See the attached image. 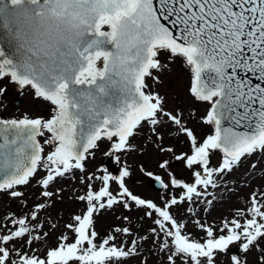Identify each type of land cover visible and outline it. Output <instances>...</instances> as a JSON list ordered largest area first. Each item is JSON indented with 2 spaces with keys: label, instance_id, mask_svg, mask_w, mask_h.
<instances>
[{
  "label": "snow or ice",
  "instance_id": "obj_1",
  "mask_svg": "<svg viewBox=\"0 0 264 264\" xmlns=\"http://www.w3.org/2000/svg\"><path fill=\"white\" fill-rule=\"evenodd\" d=\"M0 22L12 45L9 53L0 44V77L52 105L47 119H0V190L23 198L15 186L28 185L45 169L37 183L45 189L40 195L50 198V182L85 172L87 160L105 142L104 156L115 157L119 166L118 174L104 167L101 175L86 177L88 190L78 197L86 210L66 225L74 242L61 235L58 246L42 254L10 249L20 239L47 243V233L34 235L29 227L37 219L32 211L30 217L12 218L18 227L0 235V264H126L137 254V241L126 249L110 243L116 237H100L94 230V214L113 206L137 207L154 217L158 228L150 231L160 237V250L170 253V264H222V256L227 264H247L252 248L259 249L264 264V192H253L246 213L237 210L243 222L224 221L220 234L196 221L205 232L202 241L187 234L183 214H175L204 195L198 186L215 187L253 155L264 160V86L238 78L239 70L264 81V0H0ZM161 54H167L163 61ZM175 59L190 68V93L207 105L202 122L211 134L206 137L187 126L191 113L167 110L156 89ZM241 124L245 131L237 130ZM173 131L190 141V154L173 159L185 163L193 180L176 178L168 171L170 160L159 163L169 182L155 177L165 190L157 205L130 190L134 172L122 157L149 144L172 153L163 141ZM215 150L223 153L218 167L210 166ZM95 180L102 185L98 190ZM187 211L197 215L191 207ZM230 246H238L239 253L229 256ZM13 252L17 259H11Z\"/></svg>",
  "mask_w": 264,
  "mask_h": 264
},
{
  "label": "rangeland",
  "instance_id": "obj_2",
  "mask_svg": "<svg viewBox=\"0 0 264 264\" xmlns=\"http://www.w3.org/2000/svg\"><path fill=\"white\" fill-rule=\"evenodd\" d=\"M159 58L163 61L167 58V54H161ZM191 80L190 68L182 64L180 59H175L170 64V71L163 74L162 82L156 86V89L162 97L166 98L164 106L167 110L179 109L184 111L186 116L191 113L194 118L186 120L187 126L198 137L202 134L206 137L207 134H211L208 126L202 122L207 105L197 101L190 93ZM0 89L4 90L0 94V117L9 119L23 116L44 119L50 117L52 105L41 98H36L32 89L22 90L19 86L16 87L10 78L2 77H0ZM16 102L18 105L15 104ZM106 143L100 144L99 150H94V158L87 160L85 172H77L75 178H58L54 182H50L49 188L46 189L53 192V196L50 198L40 195L45 189L37 183V180L45 176V169H39L37 177L32 179L28 185L15 186V190L24 193L23 198L11 197L10 190L0 192V235L7 234V230H15L18 227L10 222L12 218L30 217L32 211L37 212V219L29 224L33 234L47 233V236L43 237L47 241L46 244L36 241L29 245L26 240L20 239L15 244L8 245L10 249L15 248L28 252L35 250L36 254H42L46 248L57 247V241L61 235H68L69 239L74 238V234L67 229L66 225L73 215L81 214L82 210H86L85 202L78 199L88 190L86 177L93 173L97 176L101 175L105 164H109V157L105 160L106 156L103 154L107 150ZM133 143H138V141H133ZM163 145L166 148H173L174 151L172 153L159 152L154 144H149L143 147L142 152L122 157V160L134 172L128 182L130 190L144 199L152 200L157 205L162 204L160 197L165 194V190L159 192L153 189L148 183V173L151 172L152 176L161 177L165 183L169 182L168 173L159 167V163L166 159L170 160L171 165L168 171L176 178L183 179L185 182L193 180L191 171L187 169L185 163L173 159L174 156L182 153L190 154V141L184 135L173 131L165 137ZM49 150L46 148V152ZM222 159V152L215 150L210 158V166L218 167ZM111 162L110 164L113 163ZM253 163L257 164V168L251 167ZM113 164H115L112 165L114 172L118 174L119 166L116 163ZM82 177H84L83 183L81 182ZM92 183L94 190H98L102 186L99 180ZM110 187L115 188V186ZM198 189L204 195L195 198V203L188 202L179 209H175V214L182 213L181 222L186 225L187 234L202 241L205 239V232L199 228L196 221L212 226L217 230V234H220L219 228L226 220L236 218L243 222L244 217L238 216L237 210H244L246 213L251 203L252 193L255 192L259 195L264 192V160H259L257 156L253 155L250 159L242 162L238 169L230 174L225 173L223 179L217 180L215 187L211 185L207 188L198 186ZM172 191L175 193L176 190L173 188ZM39 203H44L45 208L38 209L36 205ZM189 207L194 209L197 215L188 212ZM247 215L250 217V213ZM124 217H128V219L125 220ZM153 219L154 217L146 216L144 211L137 207L127 210L122 206H113L112 209L100 210L98 214H94V230L100 237L108 235L116 237L110 243H115L126 249L132 248V240L137 241V254L127 258L126 264H170L167 258L170 253L160 250V237L150 231L153 227L158 228L154 225ZM33 225L40 227L33 228ZM124 227L130 229L129 233L116 232L117 228ZM230 249L229 256L239 253L238 246H230ZM261 255L258 248H252L246 254L247 264H259ZM11 259H17L16 252L12 253ZM220 260L222 264H227L228 257L222 256ZM175 264H182V261L177 260Z\"/></svg>",
  "mask_w": 264,
  "mask_h": 264
},
{
  "label": "water",
  "instance_id": "obj_3",
  "mask_svg": "<svg viewBox=\"0 0 264 264\" xmlns=\"http://www.w3.org/2000/svg\"><path fill=\"white\" fill-rule=\"evenodd\" d=\"M0 23H2V22H0ZM0 44L3 45L5 51H7L9 53L12 51V45L9 43V37L6 34V30L3 29L2 26H0ZM238 78L251 79L253 84L260 83L261 86H264V81L259 80L257 78V76H254L252 73H244V72L238 70ZM15 104L18 105L17 102ZM225 126H228V122L225 123ZM237 130L238 131H245L246 129L244 128V125L241 124L237 128ZM12 138H13L12 134H9V139H12ZM2 142H3V138L0 137V143H2ZM19 143H20V141L17 142V144H19ZM14 147L15 146H13V149H14ZM155 177L156 176H151V177L149 176L148 183L156 191H159V192L163 191L164 188L162 187L160 182L155 179Z\"/></svg>",
  "mask_w": 264,
  "mask_h": 264
},
{
  "label": "flooded vegetation",
  "instance_id": "obj_4",
  "mask_svg": "<svg viewBox=\"0 0 264 264\" xmlns=\"http://www.w3.org/2000/svg\"><path fill=\"white\" fill-rule=\"evenodd\" d=\"M3 118H5V117H2V116L0 117V119H3ZM20 118H23V117H20ZM111 158H115V157H111ZM105 159H108V157H106ZM69 242H74V238L72 237V239H69Z\"/></svg>",
  "mask_w": 264,
  "mask_h": 264
},
{
  "label": "trees",
  "instance_id": "obj_5",
  "mask_svg": "<svg viewBox=\"0 0 264 264\" xmlns=\"http://www.w3.org/2000/svg\"><path fill=\"white\" fill-rule=\"evenodd\" d=\"M113 168V167H112Z\"/></svg>",
  "mask_w": 264,
  "mask_h": 264
}]
</instances>
